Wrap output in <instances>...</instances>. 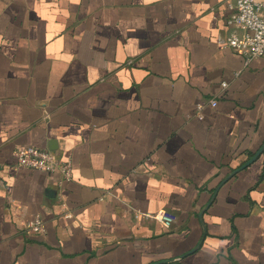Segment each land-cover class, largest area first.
Segmentation results:
<instances>
[{
    "label": "crops",
    "instance_id": "obj_1",
    "mask_svg": "<svg viewBox=\"0 0 264 264\" xmlns=\"http://www.w3.org/2000/svg\"><path fill=\"white\" fill-rule=\"evenodd\" d=\"M234 2L0 0V264H264V57L220 45ZM26 146L71 179L17 169Z\"/></svg>",
    "mask_w": 264,
    "mask_h": 264
},
{
    "label": "built area",
    "instance_id": "obj_2",
    "mask_svg": "<svg viewBox=\"0 0 264 264\" xmlns=\"http://www.w3.org/2000/svg\"><path fill=\"white\" fill-rule=\"evenodd\" d=\"M230 13L226 20L229 29L227 39L219 40L220 45L240 54L245 63L253 59L264 57V0H235L228 4ZM225 88L226 84H222ZM212 108L217 106L216 100H210ZM197 110L202 106L197 105ZM16 168H26L46 173L60 171L65 180L72 177V165L70 161L60 162L55 155L48 150L26 146L14 152ZM145 218L159 222L165 229H170L175 223V218L165 211L155 214H147ZM29 232L39 234L44 232V226L40 218L35 217L27 225Z\"/></svg>",
    "mask_w": 264,
    "mask_h": 264
},
{
    "label": "water",
    "instance_id": "obj_3",
    "mask_svg": "<svg viewBox=\"0 0 264 264\" xmlns=\"http://www.w3.org/2000/svg\"><path fill=\"white\" fill-rule=\"evenodd\" d=\"M264 149V147L262 148V149H260L259 150V152L250 160V161H248L247 162V164H245L242 168H245V167H247L249 164H251L252 162H254L255 160H256V158L259 156V154H260V152L262 151ZM237 173V171H235V172H233L232 174H231V176L232 175H234V174H236ZM231 176H229V177H231Z\"/></svg>",
    "mask_w": 264,
    "mask_h": 264
}]
</instances>
